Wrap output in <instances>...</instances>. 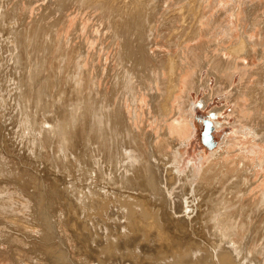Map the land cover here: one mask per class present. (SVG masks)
<instances>
[{"label": "bare ground", "instance_id": "1", "mask_svg": "<svg viewBox=\"0 0 264 264\" xmlns=\"http://www.w3.org/2000/svg\"><path fill=\"white\" fill-rule=\"evenodd\" d=\"M81 1L86 3L88 8L92 10H101V14L97 15L99 16L97 19L98 23L96 25V29L98 30L94 31L95 34H93L92 37L95 40L100 38V42H104L106 40L105 35L107 34V29H109L108 37L112 39L111 44L115 45L116 48L117 44L120 47L117 49V54H115L117 56V63L121 65L122 60L124 58L126 59L125 55L130 52L129 45L131 44L129 42L126 43L124 41L125 39L133 36L135 38L131 39L132 41H141L139 44V49L135 50L138 53V56L139 54L141 55L139 58L142 60V66L140 69L141 72L139 71L140 74L138 75L136 72L133 71L132 73L130 71V69H133V66L136 64L134 63V65L131 66L133 64L132 62V64L129 65L131 68L129 69L128 67L127 69L129 70L128 75H132L134 73L138 75V78H140L138 83H141V86L146 87V89L149 90L152 88V84L155 80L160 82L161 91H158L157 89L155 92L149 91V102L151 111L153 113L152 118L159 123V127L162 129L160 130V134L156 135L152 130L145 131L142 125H139L140 128L138 129L133 121L128 122V125L125 123V132L128 137L127 141L130 148H128V146L124 147L123 153L119 154L118 152L117 157L119 158L120 155L124 157L125 155L127 160L122 164L123 169L119 170L120 174L117 173V175H115L111 173V171H109V175L105 174L104 165L102 167L101 164L106 162L109 163L108 161L112 162V160L114 161L115 158L113 155V148L111 147L112 149H110L109 147V157L107 151L103 149L101 151L99 147L93 148L95 149L94 152L92 151L93 153H88L89 151L85 149H89V147L82 148V145H87L82 144L84 143L82 139L88 137L86 131L89 130V128H85V124H88L86 123V118L89 117L87 114L89 113L88 109L90 106H84L86 100L84 101L85 98L83 97L84 99H82V96L80 100H77L76 102H73L74 98H71L72 102L66 103L63 98L65 95H67V88L62 86L63 79L68 77L70 79L66 78L67 80H74L73 83L75 85L74 87H76V92L81 93L86 86L83 85L84 82L85 84L92 82L95 85V88L92 87L91 91L92 89H95L96 94L99 91L96 77H99L102 65L100 67L99 65L92 63L93 59L95 61V57H92L89 60V67H87L86 64L88 53H86V49L84 48L85 44L83 41L80 42V44L77 43V46L71 42L73 37L69 38L68 40L61 41L62 38L60 36L52 34L53 32L50 30V28L56 26L57 29L55 32L60 29L58 25L61 23L63 14L66 10L63 4L60 5L56 10L61 13L60 17L54 22L42 26L44 27L43 29L46 31V34H52L50 37L51 45L57 46L56 51L58 52L59 50L58 55H60L62 59L60 57L58 58L59 60L61 59V64H59V60H57L56 63H58V65L55 62H51L52 65L49 61L47 62V69H45V73L50 75V79L47 83H51L50 85L47 84V86H49V89L51 85L55 86V88L52 91L53 86H51V93L47 87H44V91H46V89L49 91L48 106H51L48 107L44 103L45 100H43V105L44 107L47 106L48 112H54V114H45V120L40 123L38 121L39 116L36 115V118H34L33 114L36 112L34 111V113L31 114L32 110L30 109L33 108L32 102L34 101L32 95L35 93L33 91L35 89V81L39 76L37 75L36 71L37 65H39L41 57L44 58L45 56H40L37 58L36 55L39 53V51L32 52L31 49L34 48L29 47V43H33L34 36L37 38L36 35L38 31L40 32V30H38L40 28H38L36 32V28L33 29V27H35L34 25L36 24L35 21L27 22L25 20L27 16L26 14L24 19L20 18L22 8H20L18 11H9L5 9V5L2 7L0 6V33L2 31L6 32L9 30L13 31V33L10 34H13L14 36L18 33L17 36H13L12 38L15 51H13V46L10 47L9 51L12 54V65H14V63L16 65L15 69H13V73H15V70H17V77L11 72L13 67L11 64H9L11 63V55H9V59L7 56L3 57L1 55L3 61L6 60V62H2L0 64V95H4L3 93H6H2L1 89L3 87L1 88V84H4L5 81H9L7 84H14L13 86L11 85V90L12 87L14 88L13 93L15 95L20 94V96L22 95L21 97H23L24 106L20 107L19 105V109L21 108L20 110H22V107H24V112L22 117L20 116L21 118L19 119L22 121L31 122V124L28 123V127L30 125V127H32V124L34 125L33 128H31L35 130L32 131L33 133L28 128L29 134L32 133V135H28L31 137V141L28 140V143H30L27 144V147L31 153V157L33 156V159H35V164L34 162L32 164L35 165L39 175H41V171H43V169L46 171L45 166H49L51 169H53L54 174L58 173L55 177V183L61 184L63 183V179L67 177L69 182L65 183L66 186L64 188L62 187L63 190L59 191V189H57L59 191L58 200L62 201L64 200L62 196H67V201L64 203V205L66 207L68 206L75 209L76 212H78V208H83V211H87L85 207L99 204V202L102 201L105 205L103 210L105 211L108 208L105 212L106 215L109 216L110 214L108 212L110 209H112V207H114L112 206L109 209V204L114 203L115 201L118 203L119 207L122 209V218H124L125 221H119L118 226L114 225L116 227L108 225L106 227L107 233L104 235L101 234V236L104 238L102 239L105 240L103 243L101 242V246H105L107 249H136L138 251L137 254L142 255L143 249L147 245L146 243H141V241L139 242V236L141 234L144 235L145 239L148 241L155 240L157 243H164L163 236H170V220L168 221V219H163V215H166V212L173 214L176 218L175 220L177 221V224L180 225L181 230L177 229L176 232L188 234V232H191L189 230H193L192 228L195 226L193 224L197 222L199 219V214L202 213L199 211L196 212V208L198 206H204L206 207L205 211L208 209L207 212H204L206 220L205 227L208 228L207 234H209L210 237H217L214 241L211 240L207 234L203 233V236L206 237L207 235L206 241H202L203 243L198 241L199 239L196 240L193 237L194 242L190 241L191 244H189L187 248L174 249L172 250L171 254L166 255V257L161 259H155L156 257H154V255L149 256V258H152L151 262L148 258V255L144 254L143 261L138 264H191L194 262H197L196 264H198V262H204V260L208 257H212L214 259V256L215 259L210 264H264V242L261 243L262 246L259 249L255 248L259 243L257 240L258 237H256V235L260 234L259 237L261 236V233L259 232H261L260 229L263 228L262 226H264V221H262V226L256 224V216L264 215V195L262 197L260 206L258 204V200L253 202L250 197H247L250 184L252 183L251 177L255 172L254 169L251 168L250 164L242 160L243 156H238L235 158L236 160L232 158V160H230L228 157L223 155L227 153L230 155L232 154V151L226 149V147H224L226 145L222 144L218 150L212 153L208 166L203 170L198 178L195 176L192 168L186 174L181 176L177 173V171L175 172L176 167H174L176 166L179 158L178 156L180 154V149L178 148L180 145H184V143L187 141V137L184 136V131H186L185 127H188L186 124L194 127L189 108L191 101L190 91L198 90L200 84L209 86L208 78L205 80H201L200 78L202 69L207 68L209 74L217 77L216 87L212 93L214 94L227 91L228 98H231L232 101H235V109L233 110V113L237 115L238 120L249 126L250 133L255 137V141L260 140L264 142V17L261 14L264 12V7L262 6V2L256 6H253L254 3H251L253 7H245L247 10H244V13H247V15L244 16L247 17H245L241 23L243 35L240 37V39H238L232 29V26L229 24V18H226L225 15L227 11L233 10L234 15L238 18V12L241 8L239 6H234L235 4L238 5L240 2L238 0H234L233 5L228 3L231 5V7L228 6L229 9L228 7L225 8L224 5L223 8L225 11L223 9H218L219 13H213V15H210L212 13V9L215 6L221 5L219 0H216V3H213L211 6L210 0H124L123 3L118 2L116 5H114L113 0ZM250 2L248 1L249 4ZM184 9L189 12L188 15L184 14ZM173 10L174 13L168 18H165L167 13ZM12 13H14V15ZM158 13H161V15L164 14L163 19H165V21H163V19H159L161 15H157ZM12 15L16 18V23L13 25H17L19 22L26 21V26L22 30L14 28L13 26V28L5 27V29H2L3 27H1V22H5L9 18H14ZM161 21H163V23H161ZM157 23H161V25L159 26ZM151 24L153 27L149 29L148 33H140V28H146ZM247 24H249L248 29L246 27ZM103 25L105 31L100 30L103 29ZM253 31H256L255 35L258 34L260 37L252 36ZM159 32H161V35H159ZM2 34L3 33L0 35L3 37ZM21 35L23 38H21ZM155 36H161L162 41H158L157 43L160 44L159 46L162 44L168 49L166 55L160 56L159 54H161V51H158L159 53L157 52L158 54L156 53L154 55V59L156 56H159V58L156 57L155 59L156 64L152 63V60L150 61V54L147 53L149 47H146V44L149 43L148 39L151 37V41L149 40L151 43L153 41V37ZM1 43L0 49L2 52H0L3 54L4 44ZM153 43L156 42L153 41ZM255 47L258 48L256 52H254ZM29 49L32 53L36 52L35 55H32L31 52L29 54ZM149 52H151V50ZM55 54L57 53L55 52ZM226 54L230 55L226 56ZM257 54L258 57L260 56V60H263V63L257 68L258 71H256V73L259 75V78L256 80L255 85L245 84L237 88L232 87L233 77L237 69L242 74H245L242 69V64L238 60L242 57H251L252 55L255 56ZM34 56L36 57L34 58ZM56 56L57 55H55V57ZM55 57L54 59H56ZM134 59L137 60L138 58L134 56L132 60ZM126 60L128 61V59ZM7 61H9V63ZM136 62H138V60ZM18 63L24 65V73L21 72V67H19ZM92 66L95 67V72L91 71L90 68ZM136 67H138V65ZM161 67H167V76L164 75V72L162 69H160ZM154 68H156V70H154ZM135 70L137 69L135 68ZM108 71H110V69ZM120 73L121 72H118L119 75ZM124 76H126V72ZM136 77L135 79H137ZM120 78L121 77L117 79ZM131 79L132 76H128L125 83L131 90L128 97L135 104V101L140 99V95L138 96L137 94L138 89L134 83L135 79L134 81ZM10 80L12 81L10 82ZM131 81H133V83ZM247 82H249V80ZM7 84L5 85L9 86ZM38 86L40 85H37V88ZM17 88H19V90ZM261 93L262 95L260 96ZM12 94L10 92V95ZM37 94L38 92H36L35 96L39 97V94ZM178 94V104L174 105L176 96ZM245 94L252 96L251 99L254 98L252 103L249 105H245L244 102L240 100V96ZM2 95L0 97L2 98L0 99V104L2 103L3 105H6L7 102L5 104L3 102H5V100L7 101V98L4 100ZM79 95L81 94H78V96ZM20 96H14V98H18L17 100L19 101ZM123 96L124 95H122V98ZM35 100H37V98ZM91 100L93 99H90V101ZM38 101V103L41 104L42 100L40 102V99L38 98ZM123 102V99H121L117 104L121 111H124V108L127 105H124ZM2 104L1 106H3ZM86 104H89L88 101ZM43 105H38V107H43ZM36 106L37 105H35V107ZM85 107L87 109H85ZM102 107L104 109V105ZM239 107L243 110L247 108L249 112H253L254 114L252 117L239 114ZM108 108L106 107L107 111H110ZM38 109L41 110V108ZM47 110L45 112H47ZM132 111L133 114L131 116L128 115V118L142 120L137 104L133 105ZM64 113L65 115L62 116ZM111 113L114 112H110V114L107 115L102 111L101 117H103L104 123L111 122L107 120V116L110 118V120L113 118ZM177 114L180 115L182 123L179 122L177 127L173 128L169 125L168 120H173L176 123L174 116ZM95 117H97V113L95 114ZM101 117H97L96 121H101ZM116 120H119L118 117ZM208 120L210 119H206L205 121L207 122ZM112 123L113 125H111L110 133L111 130L114 131L115 120H113ZM211 124L212 130L215 126H221V124L216 121V125L213 126L212 120ZM102 127L103 123H101V128L99 127V129H103ZM52 134L55 135L54 138H52ZM186 136H189V134ZM89 139H91V137H88V140ZM81 140L83 141L82 143ZM210 140L213 141L212 138ZM146 142L149 143L152 149L151 152L146 149ZM57 143L60 144V146H58L59 148L56 146ZM46 144L52 145V151L48 150ZM210 144L213 145L215 143L210 142ZM99 153H101V157H99ZM151 157H154L152 159L156 160L157 165H159V160H162V162L164 160L166 165H171H167L165 167V172L168 170L171 173L170 176L174 180L173 183H182L178 186L181 189L180 193L173 194L174 192L173 187H171L172 185L167 186L166 183L164 184L165 181H162L163 179L161 180L162 175H156L154 170L155 167L153 166H156V164H154L155 161H151ZM89 158H92L91 160L94 159V161L90 162ZM238 160L242 162L240 163V166ZM262 164H264V160L263 162L259 163V165ZM41 165H45L43 169H41ZM110 165H113V162ZM119 165L120 164H118V166ZM4 166L5 163L0 161V171H2V167ZM74 167L75 169H73ZM157 167L159 168V166ZM159 170H161V168ZM173 171L175 173H173ZM159 173L162 174V172ZM97 175H99V179H97ZM166 176V180H168V175ZM93 181H97V183H101V181H103V183H101V185H97V183H95V185H91ZM161 181L164 186L161 184ZM157 182L160 183L158 193H143L147 190V187H149L151 191H154L155 189H153V186L155 184L157 185ZM113 183L116 186L109 189L110 184ZM2 184L3 182L0 179L1 191L7 188L9 191H11L9 187H4ZM47 185L40 184V187L32 192L27 190L25 187H20V191H13L14 193H11V195H8L6 198H0V200H7L6 202H0V213L6 215L8 222L12 223L10 229L13 231V234L27 236L25 234H32L35 230L40 229L41 231H35V233H38L40 236H35L38 241L46 244L47 251L50 254L56 255V253L61 252L66 261L70 263L71 250L75 249L76 244L73 241V235H71V233H67L61 228H64V220L66 219L63 220L58 218V216L55 218L51 217V213L47 207L48 202L45 199V195L49 194V191L47 192L46 190L47 187H45ZM49 186H52V184L50 183ZM185 187H187V191L191 192L192 196L181 199V197H184L185 195ZM56 188H59V186ZM95 191H97V193H95ZM109 191H111V193H109ZM113 193L121 194H118L113 198L111 196ZM70 195L75 196V202L72 201V197H69ZM99 196L101 198H97ZM171 196H173V198ZM177 197L179 198L178 200L181 199V202L176 199ZM209 201L211 202L212 206L209 205ZM154 204L155 206H153ZM169 206L170 208H168ZM73 209L71 211H73ZM91 209H93V207H91ZM16 211L17 213H21V215H25L27 211H31L30 215L32 216V219L28 220L27 222H23V220H20L22 217L16 214ZM179 211L183 212L184 214L180 213L179 216V213L177 214ZM195 212L196 217L189 216L191 213ZM151 213L153 215L152 220L149 219L151 217ZM41 214H45V216L39 218ZM69 216L71 215L69 214ZM67 220H69V223H71L76 229H82V225H84V221H81L80 223L76 218L69 217ZM0 224L7 228L9 227V224L4 223L1 219ZM15 225L18 227H15ZM119 228H121V233H119ZM254 229L255 232L258 233L253 237L255 241L252 239L250 246L246 240L249 239V232H253ZM42 230H44V233ZM149 230H155V232L147 235V231ZM196 231L198 234L201 232L198 229ZM263 234L264 233H262V235ZM172 235L174 234L172 233ZM179 235H181V233ZM243 236H246L245 239H243ZM263 238L264 236L262 239ZM48 241L53 242L48 244L50 243ZM252 245L254 248H252ZM158 246L159 245H156V247ZM25 247H29V243H27ZM158 251H160L159 253L161 254V250ZM259 254L263 255V259L258 257ZM83 258L85 259V257ZM38 259L39 258H37L36 262L33 264H44ZM79 263L81 262L79 261ZM87 263L94 264L93 261H87ZM28 264L32 263L28 262Z\"/></svg>", "mask_w": 264, "mask_h": 264}, {"label": "rangeland", "instance_id": "2", "mask_svg": "<svg viewBox=\"0 0 264 264\" xmlns=\"http://www.w3.org/2000/svg\"><path fill=\"white\" fill-rule=\"evenodd\" d=\"M113 1H114V5H116L118 2H122V3L124 2V0H113ZM238 1H240L238 3V5H236V4L234 5L235 7L239 6L241 8V9H239V12H238V18L234 15L233 10H230L231 12L227 11V13L225 15H226V18L227 17L229 18L228 19L230 21L229 24L232 26V29L235 32V35L237 36L238 39H240V37L243 35L241 23L243 22V19L245 17H247V16H244V15H247V13L246 14L244 13L245 12L244 10H247L246 8H248L249 6H252L253 3H254L253 6H256L257 4L259 5L262 2V6L264 7V3H263L264 0H251V2H250V0H238ZM248 1L250 2V4L251 3L252 4L250 5L248 3ZM219 2L221 3V5L215 6L212 9V13L210 15H213V13H219L218 9H221V10L223 9L225 11V9L223 8L224 5H225L224 7L227 8L228 6L231 7V5L234 4V0L233 1L232 0H219ZM210 3H211L210 4V6H211V5H213V3H216V0H210ZM228 3H230L231 5H229ZM62 4L64 5V8L66 10L63 14L61 23L58 25V27H60V29H58L59 32L58 31L55 32V30L57 29L56 26L50 28V30L53 32L52 34H54V35L56 34V36L57 35L60 36L62 38L61 41L68 40L69 38L73 37V39H71L72 40L71 42L74 43V45H77V43L80 44V42L83 41V43L85 44L84 48L86 49V53H88L87 54V64H86L87 67H89V63H90L89 60L92 57H95V61L93 59L92 63L97 64L100 67L102 65L101 71L99 73V77L98 76L96 77L97 78L96 79L97 80L96 81L97 87L99 89V91L96 94H95V92H96L95 89L94 90L92 89V91H91L92 87L95 88V85L92 82H90L89 84L88 83L85 84V82H84L83 85L84 86L86 85V86L85 87L82 86V87H84V89L80 93V92H76V87H74L75 85L73 83L74 80L73 79L67 80L70 78L65 77L63 79L62 86L67 88L66 89L67 95H65L63 99L65 100L66 103H70V102H72L73 98H74L73 102L80 100L81 96H82V99L85 98L84 101L85 100L86 101L84 103V106L85 105H88V107L90 106L88 109L89 113L87 114L89 117L86 115L89 118V119L86 118L87 119L86 123H88V124L87 125L85 124V128H87V129L89 128V130H87L86 132L88 134V137H91V139L88 140V137L85 139H82L84 141V143H82L83 142L82 140H81V143L87 144V145H82V144H80V145H82V148L89 147V149L85 148L86 150L89 151V152L87 151L88 153H90V152L93 153L95 151V149H93V148L99 147L101 149V151H102V149L107 151L108 157H109V147H110V149L113 148V155L115 158L114 161L112 160L113 165H110L112 163L110 161H108L110 164L106 162V163H102L101 165H102V167L104 165L105 174L109 175V171H111V173L117 175V173H119V170L123 169L122 164L125 163V161L127 160V157H125L124 154H123L124 157L122 155H120V157H119L121 159L120 160L117 157L118 152H119V154H122L124 147L128 146V148H130L129 143L127 141L128 137H127L126 132H125V127H126L125 123H126V125H128V122L133 121L134 124H136V127L138 129L140 128L139 125H142L144 127L145 131L152 130V131H154V133L156 135L160 134V130L162 128L159 127V123L156 120H153V118H152L153 113L151 111L150 102H149L150 101L149 91L155 92L156 89L158 91H161L160 90L161 85H160V82L158 80H155L154 83L152 84V88L149 90V89H146V87L141 86V83H138V80L140 79V78H138L139 77L138 75L141 72L140 69L142 66V64H141L142 60L139 59L141 57V55L139 54V56H138V53L135 50L139 49V44L141 41H136V42L132 41L131 39L135 38L133 36L124 40L126 43L129 42L131 44V45H129L130 46V52H128V54L125 55V57H126V59H128V61L124 58L122 60V63L120 62L121 63V65H120L119 63H117V56L115 55L118 52L117 49L120 47L118 44H117V48L115 45L111 44L112 39L110 37H108L109 29H107V34L105 35L106 40L104 42H100L101 41L100 38L97 40L93 39L92 35L95 34L94 31L98 30V29H96L97 28L96 25L98 23L97 19L99 18V16H97V15L101 14V10L95 11V10L90 9V8H88L87 4L83 3L81 0H0V6L2 7L3 5H5V9H7L9 11L10 10H17L18 11V10H20V8H22L20 18L24 19L25 14H26L27 16H26L25 20L27 22L35 21V23L37 24V26H36V24L34 25L35 27H33V29L36 28L35 31L37 32V29L40 28V29H38V30H40V32L38 31L39 35H38V33L36 35L37 38L34 36L33 43L32 42H31L32 44L29 43V47L35 49V50L31 49L32 52H34V51L38 52L39 51V53L36 55L37 58L40 56H45L44 58L41 57V61H39L40 63H39V65H37L36 71H37V75H39V76L36 78L35 87H34L35 89L33 90L35 93H33V95H32L33 101H34V102H32L33 108L30 109V110H32L31 114H33L34 111L36 112L33 114L34 118H36V115L39 116L38 121L40 123L43 122V120H45V114H48V115L54 114V112L53 113L48 112V110H47V106H48V102H49V97H48L49 91L47 90V89H49V86H47V84L48 85L51 84V83L50 84L47 83L50 79L49 78L50 75H47V73H45V69H47V62L49 61L50 63L51 62L56 63L57 60H59L58 58L60 57V55H58L59 50H58V52L56 51L57 46L53 45L54 46L53 47L51 45L50 37L52 34H46L45 33L46 31H44V29H43L44 27H42V26H44L48 23H52L57 18L60 17L61 13H59V11H56V10ZM229 7H228V9H229ZM184 11H185L184 14L188 15L189 12L186 9H184ZM173 13H174V10L168 12L167 15L165 16V18H168ZM12 14L14 15V13H12ZM261 14L264 17V12ZM157 15H161V13H158ZM163 17H164V14L161 15V17H159V19H163ZM260 17H262V16H260ZM15 21H16V18L14 17V18H9L5 22H1V27H3L2 29H5V27H10V28L14 27V28H18L19 30H22L26 26V21L25 22H19L17 25H13L14 23H16ZM163 21H165V19H163ZM163 21H161V23H163ZM161 23H157V24L160 26ZM152 27H153V25L151 24L150 26H147L146 28H140L139 29L140 33L146 34L149 32V29H151ZM246 27L248 29L249 24H247ZM41 29H42V31H41ZM100 30L105 31L104 25H103V29H100ZM157 30H158V27H157ZM257 30L259 31L258 28H257ZM1 33H3L2 34L3 37L0 35V43L2 42L1 44H4L3 45L4 49H3V54H1L2 51L0 49V51H1L0 52V64L2 62H6V60L3 61L2 56L3 57L7 56V58L9 59V55H11V63H9V61H7V62L12 65L13 64L12 54L9 51H10V47L13 46L12 38L14 35L10 34V33H13V31H10V30L6 31V32L2 31ZM17 34L15 36H17ZM255 34H256V31H253L252 36L260 37L258 34L257 35H255ZM159 35H161V32H159ZM21 38H23L22 35H21ZM150 38L148 39L149 43L146 44V47H149L147 53L150 54L149 55L150 61L152 60L151 62L156 64L155 59H156V57L159 58V56H156L154 59V55L158 51L159 52L161 51L160 52L161 54H159L160 56L166 55L168 49L166 48V46H164L162 44H161V46H159L160 44L157 43L158 41H162L161 36L160 37L159 36L153 37L152 40L156 43H153V41L150 43V41H151ZM22 43H23V40H22ZM38 43H39V45H38ZM165 43H167V42H165ZM30 45L31 46L34 45V46L31 47ZM52 48H54V49H52ZM13 49H14L13 51H15L14 46H13ZM149 49L151 50V52H149L150 51ZM257 49L258 48L255 47L254 52H256ZM31 50L29 49V54H30ZM32 52H31V54L35 55L36 52L35 53H32ZM55 52L57 54H55ZM152 52H153V54H152ZM129 53H130V55H129ZM55 55H57V56L55 57ZM152 55H153V57H152ZM227 55H230V54H226V56ZM36 56H34V58ZM53 56L56 59H54ZM134 56L136 58H138L137 59L138 62H136L137 60H135V59H134L135 61L132 60V58H134ZM257 57H258V54L255 56L252 55L251 57H242L238 60L242 64V69L245 72V74H242L237 69V71L235 72L234 77H233L232 87L237 88V87H239L241 85H245V84L255 85L256 80L259 78V75H257V73H256V71H258L257 68L260 66V64L263 63V60H260V56L258 58ZM129 58L131 59V61ZM61 59L58 61L59 64H61ZM43 62H45V63H43ZM132 62H133V64H132ZM58 63H56V64L58 65ZM134 63H136L138 65V67H136L137 66L136 64H135V66H133ZM18 65H19V67H21V72L24 73L25 72L24 65H21L20 63H18ZM51 65H52V63H51ZM129 65L133 66L134 70L130 69L131 67H129ZM12 66L13 67H12L11 72L13 73V71H14L13 69H15V67H16L15 63ZM109 67H113V68H109ZM128 67L132 73L134 71L138 75H136L135 73L132 75L131 74L128 75V72H129V70H127ZM134 67L137 70H135ZM165 68L161 67L160 69H162V71L164 72V75L167 76V67H165ZM90 69L92 72H95L94 66H92ZM109 69H110V71H108ZM154 70H156V68H154ZM118 72H121L120 73L121 76L118 74ZM125 72H126L127 77L124 76ZM107 73L110 75H108ZM13 74L17 77V70H15V73H13ZM106 74H107V76H106ZM122 75L125 77V79ZM128 76H132L133 81H134L135 77L137 76L136 77L137 79H135L136 82L134 81V83L136 84V87L138 89L137 94H138V96L140 95L139 96L140 99L135 101V104L128 97L130 95V92H131L130 88L125 83ZM119 77H121V78L117 79ZM200 78H201V80H205L206 78H208L209 79V86L200 84L198 90H191L190 91L191 92V97H190L191 101H190V107L189 108H190V112L192 115L191 119H192V122L194 123V127L189 125V124H186V125H188V127H185L186 131H184L185 132L184 136L187 137V141L184 143V145H180L178 148V149H180V154L178 156L179 158H178V161L176 163V166H174V167H176L175 172L177 171V173L182 176V175L186 174L192 168L195 176L198 178V176L201 175L203 170L208 166V164L211 160L212 153L215 152L216 150H218L220 145L224 144V145H226L224 147H226V149L232 151V154L229 155L227 153V154H224L223 156L228 157L230 160H232V159L236 160L235 158H237L238 156H243L242 160L246 161V163L250 164L251 168L254 169L255 173L251 177L252 183L250 184V189L248 192L249 196L247 195V197H250L251 200H253V202L258 200L259 201L258 204L260 206V203L262 201V197L264 195V164L259 165V163L263 162V160H264V142L260 141V140L255 141V137L250 133L249 126L245 125V123L238 120L237 115L235 113H233V110L235 109V101H232L231 98H228V92L227 91L220 92V93H214V94L212 93V91L215 90V87H216L217 77L209 74L208 69L206 68V69H202ZM248 80H249V82H247ZM11 81L12 80H10V82ZM133 81H131V82L133 83ZM7 83H9V81H5L4 84H1V88L3 87L1 89L2 93L6 92V93H3L4 95H2V94L1 95L3 96L4 100L7 98V101L5 100V102H3V101L2 102L4 104L6 102L7 103H6V105H3L1 103L3 106H1V104H0V111H1L0 112V161L5 163V166L2 167V171H0V173H1L0 179L3 182L2 185L4 187H6V186L9 187L11 189V191H9L8 188L3 190V191L0 190V198H6L8 195H11V193H14L13 191H20V187H25L27 190H30L32 192L35 189L39 188L40 184H44V185L48 184L45 187H47L46 190H47V192L49 191V194H46L47 196L45 195V199L48 202L47 207L51 213V217L55 218L58 216V218H61L63 220L66 219V220H64V228L63 227H61V228L64 229L67 233H71V235H73V241L76 245H75V249L71 250V255H70L71 260L69 263L63 257V254L61 252L56 253L57 256L50 254L47 251L46 244L38 241V239L35 236H37V237H40V236L38 233H35V231H38L40 229L35 230L32 234L31 233L25 234L27 236H22V235L19 236L18 234H13V231L10 229V227L12 226V223L8 222L6 215L0 213V219L3 220L4 223L9 224L8 228L5 227L4 225L0 224V229H1V231H0V264H28V262H31L33 264L34 262H36L37 258H39L38 260H41L44 264H91V263H87V261H93L94 264H119V263L120 264H138V263L143 261L144 254L148 255V258H149V256L154 255V257H156L155 259H158V258L161 259V258L166 257V255L171 254L172 250H174V249L187 248L189 246V244H191L192 241L194 242V238L196 240L199 239L198 241H200L201 243L206 241L207 235L213 241L217 238V237H210L209 234H207L208 228L205 227L206 220H205L204 212H207L208 209H207V211H205L206 207L198 206L196 208V212L199 211L202 213L201 214L198 213L199 219L197 220L196 223L193 224L195 226L192 228L193 230H189L191 232H188V234L187 233L184 234L183 232H180L181 235H179L180 233L176 232V231H177V229L181 230V228H180V225L177 224V221L175 220L176 219L175 216L169 212H166V215L165 214L163 215V219L164 220L168 219V221L170 220L169 221L171 224V226H170L171 229L169 232L170 234L166 232L170 236L169 237L163 236L164 243H161V242L157 243L155 240H149L148 241L147 239H145V236L141 234L139 236V242L141 241V243H146V245H147L143 249L142 255L137 254L138 251L136 249L128 250L126 248H121L120 250H118L117 248L107 249L105 246H101L103 241H105V240H103L104 238L101 236V234L104 235L105 233H107L106 227L108 225L116 227V226H118L119 221L120 222L125 221V219L122 218V213H121L122 209L119 207V205L116 201L114 203H110L109 209L112 206H114V207H112V209H110V211L108 212L110 215L108 216V215H106V212H105L108 208L104 211L103 209H104L105 205L101 201V202H99V204L89 205V207H85V209H87V211H83V208H81V209L78 208V212H76L75 209L68 207V206H67L68 207L67 208L64 205V203L67 201V196L63 195L62 197L64 198V200H62V201L58 200L59 199V195H58L59 191L63 190V188L66 186L65 183H68L69 180L66 177L65 179H63V183H61V184L55 183L56 182L55 177L57 176L58 173L54 174L53 169H51L49 166L46 167L45 165H41V169H43L45 166L46 171L43 169V171H41V175H39V172H38V170H36L35 165L32 164L33 162L35 164V159H33V156L31 157V153L27 147V144L30 143V142L28 143V140L31 141L30 136L33 133L32 131H35V130L31 129V128H33L34 125L32 124V127H30L31 122L22 121L19 119L22 117L23 112H24L23 111L24 107H22V110H20L21 108L19 109V105H20V107L24 106L23 97H21L22 95L20 96V94L15 95L13 93L14 88L12 87V90H11V85L12 86L14 85L13 83H10V84H7ZM5 84H7L9 86H6ZM99 84H100V86H99ZM37 85H40V86H38V88H37ZM51 86H53V85H51ZM51 86H50V89H51ZM125 86H126L127 90L125 89ZM44 87L45 88L47 87L46 91H44ZM89 87H90V89H89ZM54 88H55V86H53L52 91L54 90ZM73 88H75V89H73ZM17 89L19 90V88H17ZM40 90H42V91H40ZM9 91L11 92V94L13 93L15 97L20 96L21 98L19 97V101L17 100L18 98L17 99L14 98L13 94L10 95ZM52 91L50 90L51 93H52ZM36 92H38L39 97L35 96ZM44 92L46 95L44 94ZM59 93H58V95H59ZM78 94H81V95L78 96ZM92 94H93V96H92ZM1 95H0V97H1ZM44 95H45V97H44ZM86 95H87V99H86ZM122 95H124L123 98H122ZM261 95H262V93L260 94V96ZM65 97H66V99H65ZM89 97H91V98H89ZM120 97H121V99H123L124 105L127 104L124 108V111L127 109L126 111H128V112L121 111V109L118 108L117 104L119 103V100H121ZM36 98H37V100H35ZM38 98L40 99V102L42 100V102H41L42 105H43V100H45L44 103L47 106L44 107V105H43V107H41V106L38 107V105H41L40 103H38L39 102ZM88 98H89V100H88ZM251 98H252V96H249L247 94L240 96V100L243 101L245 105H249L250 103H252L254 98L253 99H251ZM0 99H2V98H0ZM70 99H71V101H70ZM90 99H93V100L90 101ZM117 99H119V100H117ZM178 99H179V94L176 96L174 105L178 104ZM87 101L89 104H86ZM136 104H137L138 111H139V114H140L142 120L128 118V115L131 116L133 114V111H132L133 105H136ZM35 105H37V106L35 107ZM103 105H104V109L102 107ZM7 106H8V108H7ZM49 106H51V105H49ZM86 107H85V109H87ZM106 107L107 108L109 107L108 108V109H110V111L108 110L109 113H108ZM34 108H36L38 110L39 114L37 113V110ZM38 108H41V110ZM45 109L47 110L48 113L45 112L46 111ZM15 110H16V112H15ZM111 110H113V111H111ZM116 110H118V111H116ZM53 111H54V108H53ZM102 111L107 115H109L110 112H114L118 116H116L114 113H111V115L113 117L111 120L107 116V120H109L111 122L104 123L103 117H101ZM238 111H239V114L246 115L247 117H249V116L252 117V115L254 114L253 112L252 113L249 112L247 108L245 110H243L239 107ZM86 113H87V111H86ZM96 113H97V117H101V121H96V119H97V117H95ZM5 114H7V115H5ZM64 115H65V113L62 116H64ZM10 117H11V119H10ZM117 117L119 120H116ZM174 117H175L176 123L173 120H171V121L168 120L169 125L173 128L177 127L178 123L182 121L179 114L175 115ZM206 119L212 120L213 126L216 125L215 121L219 122L221 124V126L220 125L215 126L213 128V130L211 131L212 140H213L212 143H215V144H213L210 147L207 146L201 140V130L204 128ZM19 120H20V122H19ZM113 120H115V124H114L115 128H114V131L111 130V133H110L111 125H113V123H112ZM21 121H22V124H21ZM118 122H119V124H118ZM25 123H27V124H25ZM28 123H30L29 127H28ZM101 123H103V127H102L103 129H99V127L101 128ZM35 126H37V125H35ZM28 128L32 132V133L30 132L31 134H29ZM118 129H119V131H118ZM102 131H103V133H102ZM84 133H85V130H84ZM188 134H189V136H186ZM28 135H30V136H28ZM52 135H51L52 138H54L55 135L54 134H52ZM23 136H25V137H23ZM29 137H30V139H29ZM21 140L23 141V143ZM86 140H88V141H86ZM103 141H105V142H103ZM56 146L58 147V146H60V144L57 143ZM145 146H146V149H148V151L151 152L152 149H151L148 142H146ZM47 148H48V150L52 151V145H47ZM169 148H171V147H169ZM121 156H122V158H121ZM99 157H101V153H99ZM152 158H154V157H151V161H153V162L155 161L154 164H156V160L152 159ZM91 159L92 158H89V161L93 162L94 159L93 160H91ZM117 159H118V161H117ZM119 160H120V162H119ZM160 161H161V163H160ZM46 163H47V161H46ZM163 163H164V160H163V162H162V160H159V163H158L159 165H157V164H156V166L153 165L155 167L154 170H155L156 175H158V176L162 175L161 180L163 179L162 181H165L164 184L166 183L167 186L172 185L171 187H173V192H174L173 194L180 193L181 189L178 186L181 185L182 183H177V184L173 183L174 180L170 176L171 173L168 170H167V172H165V167L169 164L166 165L165 163L164 164ZM240 163H242V162L239 161V166H240ZM118 164H120V165L118 166ZM157 166H159V168ZM169 166H171V165H169ZM75 167L73 169H75ZM160 168L162 171L159 170ZM158 171L162 172V174H160ZM175 172L173 171V173H175ZM165 174L168 175V180H166L167 176ZM52 178L54 179V181ZM42 179H43V181H42ZM97 179H99V175H97ZM162 181H161V184L164 186ZM50 183L52 184V186H49ZM95 183H97V181H93V183H91V185H95ZM101 183H103V181H101ZM101 183H97V185H101ZM117 185H119V184H117ZM159 185H160V183L157 182V185L155 184L153 186V189H155L154 191H151L150 188L147 187L146 188L147 190L144 191L143 193H149V194L158 193L159 192ZM58 186H59V188H56ZM114 186H116L114 183L110 184L109 189H111V187H114ZM68 187H70V186H68ZM186 188L187 187H185V195H184V197H181V199L192 196L191 192L187 191ZM57 189H59V191ZM117 191H121V190H117ZM138 191H140V190H138ZM95 193H97V191H95ZM109 193H111V191H109ZM123 193H124V190H123ZM21 194H23V193H21ZM99 194H103V193H99ZM118 194H121V193H113V195H111V196L114 198ZM47 197H48V199H47ZM69 197L70 198L72 197V201L75 202V196L74 195H70ZM171 197L173 198V196H171ZM97 198H101V197L99 196ZM176 199L178 200L179 198L177 197ZM181 199L178 201L181 202ZM6 201L7 200H5V199L0 200V202H6ZM56 202H58V203H56ZM204 205H205V203H204ZM209 205L212 206L210 201H209ZM153 206H155V204ZM91 207H93V209H91ZM168 208H170V206ZM72 209H73V211H71ZM56 210H57V212H56ZM60 210H62V211H60ZM263 211H264V207H263ZM196 212L191 213L189 216L196 217V215H195ZM30 213H31V211H27V213H25V215H21V213H17V211H16V214H18L22 218H24V219H22V218L20 219V220H23V222H27L28 220L32 219V216L30 215ZM180 213L184 214L183 212H180V211L177 212V214L179 216H180ZM69 214L71 216H69ZM43 216H45V214H41L39 216V218H42ZM69 217L78 219V221L80 223H81V221L82 222L84 221V223H83L84 225H82V229H80V228L76 229L74 226H72V224L69 223V220H67ZM152 217H153V215L151 213V217L149 219L152 220ZM262 221H264V215H257L256 216V222H257L256 224L262 226V224H263ZM72 222H74V221H72ZM114 225H116V226H114ZM15 227H18V226L15 225ZM262 227L263 228L260 229L261 232H259V233H261L260 237H259L260 234L258 235L257 234L258 232L256 233L255 229H254L253 232H251V231L249 232V239L246 240V242L248 241V243L250 244L252 242L253 237L257 234L256 237H258L257 240L259 242L257 244V246L255 247L257 249H259L262 246L261 243L264 242V238L262 239V237L264 236V234L262 235V233H264V226H262ZM197 229L201 231V232H199V234L196 231ZM42 232L44 233V230H42ZM121 232H122L121 228H119V233H121ZM154 232H155V230H149V231H147V235L154 233ZM87 233H89V234H87ZM172 233L174 235H172ZM203 233L207 234L206 237L202 235ZM245 237L246 236H243V239H245ZM243 239H241V240H243ZM48 242H50V241H48ZM52 242H50L48 244H51ZM27 243H29V247H25V245H27ZM156 245H159V246L156 247ZM250 246H251V244H250ZM56 248H57V246H56ZM150 248H152V249H150ZM252 248H254L253 245H252ZM158 250H161V254L159 253L160 251H158ZM263 252H264V250H263ZM83 257H85V259ZM258 257L263 259V255H261V254H259ZM151 259L152 258H149L150 262H151ZM214 259H215V256H214ZM214 259L212 257H208L207 259L204 260V262H202V263L198 262V264H210ZM79 261L81 263H79ZM3 262H5V263H3ZM196 263L197 262H194L191 264H196Z\"/></svg>", "mask_w": 264, "mask_h": 264}, {"label": "water", "instance_id": "3", "mask_svg": "<svg viewBox=\"0 0 264 264\" xmlns=\"http://www.w3.org/2000/svg\"><path fill=\"white\" fill-rule=\"evenodd\" d=\"M206 122V121H205ZM212 124H211V120H208L205 125L204 128L201 130V140L202 142H204L207 146H212V144H210V142H212L210 139L212 138Z\"/></svg>", "mask_w": 264, "mask_h": 264}]
</instances>
